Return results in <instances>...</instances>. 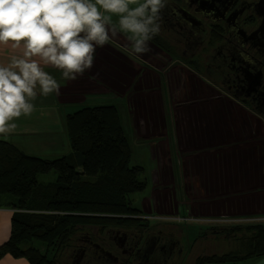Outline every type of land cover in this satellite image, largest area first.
<instances>
[{
  "label": "crops",
  "instance_id": "obj_1",
  "mask_svg": "<svg viewBox=\"0 0 264 264\" xmlns=\"http://www.w3.org/2000/svg\"><path fill=\"white\" fill-rule=\"evenodd\" d=\"M126 42L121 34L98 47L94 66L74 81H64L58 70L46 68L60 81L59 94L37 96L31 115L15 120L16 130L0 135V141L45 159L68 156L67 114L99 107L82 105L89 97L111 95L134 107L132 135L144 143L138 149L148 152L145 148L150 142L160 141L156 159L164 166L155 179L153 199L142 203L147 216H160L155 211L163 203L167 216H175L169 220L175 225L200 222L207 229L232 225L219 220L264 218V114L217 82L218 77L208 70L207 58L193 65L177 52L132 55L124 47ZM12 54L10 46H0V63ZM127 71L130 77L121 76ZM126 133L133 151L132 138ZM162 196L165 199L160 202ZM16 211L0 208V245L10 238ZM243 263L264 264V256ZM0 264L28 261L6 256Z\"/></svg>",
  "mask_w": 264,
  "mask_h": 264
},
{
  "label": "trees",
  "instance_id": "obj_2",
  "mask_svg": "<svg viewBox=\"0 0 264 264\" xmlns=\"http://www.w3.org/2000/svg\"><path fill=\"white\" fill-rule=\"evenodd\" d=\"M155 41L163 46L160 38ZM119 114L115 105L69 114L72 154L59 159L29 156L0 141V208L17 210L0 260L10 255L28 264H59L60 253H70L82 234L91 233L89 225L150 226L152 218L140 215L132 199L148 188L141 179L145 168L132 165V145ZM53 172V181H39ZM198 236L202 245L216 243L222 252L200 256L195 264H238L264 256V223L210 225Z\"/></svg>",
  "mask_w": 264,
  "mask_h": 264
},
{
  "label": "clouds",
  "instance_id": "obj_3",
  "mask_svg": "<svg viewBox=\"0 0 264 264\" xmlns=\"http://www.w3.org/2000/svg\"><path fill=\"white\" fill-rule=\"evenodd\" d=\"M167 0H0V46L13 50L0 63V135L34 111L37 96L59 94L61 83L91 70L96 49L118 35L129 54L150 51ZM115 17V20H114Z\"/></svg>",
  "mask_w": 264,
  "mask_h": 264
},
{
  "label": "flooded vegetation",
  "instance_id": "obj_4",
  "mask_svg": "<svg viewBox=\"0 0 264 264\" xmlns=\"http://www.w3.org/2000/svg\"><path fill=\"white\" fill-rule=\"evenodd\" d=\"M214 1L213 10L208 12L199 5L200 1L167 0L161 13L160 33L149 42L150 51L155 55L162 52L182 53L183 61L198 65L199 59L207 58L211 47H214L210 68H214L221 77V81L217 82L241 100L247 101L254 110L264 114V55L257 46L260 35L256 39L250 38L260 25L253 11L254 4L259 0ZM224 28V35H227L223 36L224 41L220 45L209 38L206 40L208 30L211 36H222ZM162 34L169 37L163 46L155 41ZM172 58L176 60L177 57ZM141 72L147 74L148 71ZM257 76H261V87L250 92ZM144 79L148 82L147 78ZM164 199L162 196L160 202ZM155 212L160 216H155L154 220L161 221L151 223L141 232L113 227L100 239L85 232L69 253L71 263L68 264H195L200 257L197 254L192 262V256L200 249L198 230L192 232L195 237L191 241V233L167 220L165 204L161 203ZM142 224L145 225L144 222ZM194 241L197 242L190 246Z\"/></svg>",
  "mask_w": 264,
  "mask_h": 264
},
{
  "label": "rangeland",
  "instance_id": "obj_5",
  "mask_svg": "<svg viewBox=\"0 0 264 264\" xmlns=\"http://www.w3.org/2000/svg\"><path fill=\"white\" fill-rule=\"evenodd\" d=\"M114 20H115V17H114ZM251 26L252 25H250L248 27H251ZM224 32H225V28H224V30H222V36H217L216 34H213L211 36L210 32L208 30L209 34L208 35L206 34V36H207L206 40H208V38H209V40L211 42L215 41L217 45H220V43H222L224 41L223 36L227 35V33H225V35H224ZM159 38H160V41H161L162 44H164V41L166 40V38L169 39V37L166 34L165 35L164 34L160 35ZM211 48L212 49L208 53V57H207V65L209 66V68H210L211 63L213 62V56L215 54V50H214L215 48L214 47H211ZM210 70L213 71L214 72V76L215 77L217 76L218 79L221 81V77L215 71V69L214 68H210ZM128 74H129L128 71L127 72H123L121 76L130 77ZM241 101H243L245 103V105H247L252 110L255 109V108L253 109L252 107H250V105L248 104L247 101H244V100H241ZM75 105L76 104H73V106H75ZM82 105H87V106L115 105L118 108V112L120 113L119 116L121 118V122H122L124 128H126L128 134L132 138L133 149H134L133 150L134 151V158L131 161L132 165L139 164V165H141V166H143L145 168V171L141 175V179L142 180H146L148 182V188L143 193H136V194L132 195L134 206L139 208L140 210H142L141 209V207L143 205L142 203L145 202V200L146 201L147 200L151 201L153 199L152 196H153V194L155 192V191H153V189L157 186V183H156L155 179L158 180V171L160 170V168H162L164 166V165L163 166L160 165V162L158 163L159 160L156 159L157 158V148H159V142L160 141H156L155 140V141H152V142H150L148 144V147L145 148V150L148 151L149 153L145 152L144 149H138V145L143 146L144 143L142 142V140L140 138L139 139L136 138V137L133 138L132 130H131V128H133V123H132V119H131V116H132L131 111H134V107L129 105L126 101L122 102V101H119V100H114V99H112L111 95H107L105 97H102V96L89 97L88 101L85 102ZM68 115L69 114H67V116ZM67 116H66V118H67ZM65 122H66V120H65ZM66 132H67V137H68V127L67 126H66ZM68 139H69V137H68ZM69 142H70V140H69ZM70 146H71V144H70ZM71 154H72V149H71V152L68 155H71ZM29 156H33V155H29ZM47 160H50V159H47ZM54 173L55 172L50 173L48 175L40 176L39 177V181H45V182L53 181L57 177V175H55ZM26 211L27 212H34V213L37 212L36 210H26ZM140 215H143V217H145V214H144L143 210H142V212H140ZM173 217H175V216L167 217V220L169 221L170 219H176V218H173ZM158 221H161V220L152 219L151 223H155V222H158ZM178 222H179V220H178ZM224 222L231 223L232 225L246 224L247 222H252V224L253 223H263L264 222V218H252L251 221H244L242 219H237V220L232 219V220H226V221L225 220H219V223H224ZM180 223H181V226H183L186 229V231L191 233L190 234V240L191 241L195 237L194 236L195 234L194 233L192 234V232H196L197 230L199 231L200 229H203V228L207 227V225L205 223H200V222H197L196 224H191V223H187V222L183 221V222H180ZM110 226L111 225L105 226V225H102V224H98V225H89L86 228H88L93 235H95L98 239H100V238H104V236L106 235V232L109 230V228H113V227H110ZM119 226L122 227L123 230H127V231L138 230V232H141L142 229H146V226L143 225L142 222L139 223L137 226H134V227H132V226H121V225H119ZM184 242L186 243V240H184ZM198 245L200 247L199 252H196L192 256V262L197 258L196 257L197 254H198V257H199V255L202 256V255H206V254H210V253L222 252V249L219 248L216 243H209V245L207 247L203 246L201 243H198ZM215 248H217L218 251H216V250L214 251ZM7 256H10V255H7ZM68 256H69L68 250L63 252V253H60L58 255L59 264H68L70 262V259H69ZM19 259H23V258H19ZM238 264H244V263L242 262V263H238Z\"/></svg>",
  "mask_w": 264,
  "mask_h": 264
},
{
  "label": "water",
  "instance_id": "obj_6",
  "mask_svg": "<svg viewBox=\"0 0 264 264\" xmlns=\"http://www.w3.org/2000/svg\"><path fill=\"white\" fill-rule=\"evenodd\" d=\"M194 1L195 2L200 1L199 5L207 9L208 12H211L215 5L214 0H194ZM201 1H203L204 3H201ZM253 11L257 15L258 19L260 20V25H259V28L250 36V38L253 37V39H256V38H259V35H260L257 46L260 47V53L264 55V0H259L256 4H254ZM226 12H228V10ZM260 84H261V76H257L252 84L250 92H255L257 88L260 89L261 87Z\"/></svg>",
  "mask_w": 264,
  "mask_h": 264
}]
</instances>
